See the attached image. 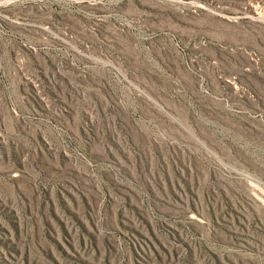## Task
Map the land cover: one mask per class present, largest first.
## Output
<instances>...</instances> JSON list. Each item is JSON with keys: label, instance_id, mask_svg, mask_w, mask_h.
Masks as SVG:
<instances>
[{"label": "rangeland", "instance_id": "rangeland-1", "mask_svg": "<svg viewBox=\"0 0 264 264\" xmlns=\"http://www.w3.org/2000/svg\"><path fill=\"white\" fill-rule=\"evenodd\" d=\"M0 264H264V0H0Z\"/></svg>", "mask_w": 264, "mask_h": 264}]
</instances>
